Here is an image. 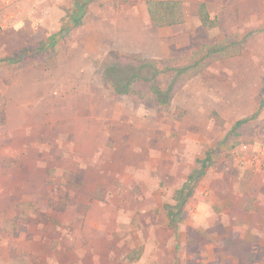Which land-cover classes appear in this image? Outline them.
Returning a JSON list of instances; mask_svg holds the SVG:
<instances>
[{
    "label": "rangeland",
    "instance_id": "rangeland-1",
    "mask_svg": "<svg viewBox=\"0 0 264 264\" xmlns=\"http://www.w3.org/2000/svg\"><path fill=\"white\" fill-rule=\"evenodd\" d=\"M146 1L0 0V261L264 264V200L248 186L264 171L234 160L264 151V0H182L185 22L157 31V43L93 55L86 38L100 12L153 34L139 27ZM201 1L213 30L199 21ZM231 35L240 54L184 82L168 111L147 91L119 96L103 82L121 53L177 63ZM44 43L55 56L41 62ZM23 49L22 63L1 61ZM207 155L171 226L166 205Z\"/></svg>",
    "mask_w": 264,
    "mask_h": 264
},
{
    "label": "trees",
    "instance_id": "trees-1",
    "mask_svg": "<svg viewBox=\"0 0 264 264\" xmlns=\"http://www.w3.org/2000/svg\"><path fill=\"white\" fill-rule=\"evenodd\" d=\"M146 8L152 26L155 28H168L182 25L185 22L184 4L182 0H147ZM198 18L203 28L213 30L218 25V19L213 17L205 2L197 5ZM77 27L81 23L76 24ZM243 40L236 35H231L214 44H203L200 48L192 51L191 55L177 63L160 62L157 59L145 58L140 54H124L117 60H111L103 66V82L114 94L140 98L143 91H147L153 104L161 111H168L178 88L186 81L191 80L213 62L222 59L236 57L240 54ZM41 44L37 52H43L41 62H46L55 56L51 48H45ZM46 49V48H45ZM26 49L18 51L17 54L8 56L1 61L8 63H22ZM108 62V61H107ZM144 90H142V87ZM244 120L237 122L241 125ZM235 129V128H234ZM211 156L207 155L204 160H199V168L192 170L183 185L174 193V205H166V217L171 226L183 221L182 212L193 196L194 190L204 176L211 162ZM142 247L135 248L129 252L125 259L135 262L142 255ZM0 264H27L19 255L14 254L11 261H0Z\"/></svg>",
    "mask_w": 264,
    "mask_h": 264
},
{
    "label": "crops",
    "instance_id": "crops-1",
    "mask_svg": "<svg viewBox=\"0 0 264 264\" xmlns=\"http://www.w3.org/2000/svg\"><path fill=\"white\" fill-rule=\"evenodd\" d=\"M101 2V0H100ZM99 2V3H100ZM98 3V4H99ZM97 4V5H98ZM101 17L96 18L94 20H97L93 24V28L89 29V34L86 38V44L88 49L92 52L93 55H101V54H106L111 48L120 50V51H129V49H123L122 47H126L125 43L133 44L136 45V42L138 41L139 46L141 45L142 42H153L157 43L158 41V36H157V31L162 30V29H167V28H154L152 26V23L149 18V14L146 10H144V22L139 23V27L143 29V27L146 26H152L150 30L154 31L153 34L151 32L145 31L147 38H144L142 31H139L137 34V31H133L134 25L133 23L125 21L124 25L120 23L121 16L120 14H116V18L114 17L115 12L113 10L112 13L108 14L105 16L103 12H100ZM198 14V13H197ZM132 21V20H131ZM91 25V24H90ZM127 25V26H126ZM179 26V25H177ZM176 27V26H173ZM173 27H168V28H173ZM92 30V32H91ZM25 40V43L30 40L29 37H22ZM147 39V41H145ZM35 41H40V40H35ZM30 42V41H29ZM2 45V42H0V47ZM131 53H134L133 51H130ZM1 57V56H0ZM4 57V56H3ZM94 57H100V56H94ZM248 186L250 189H252V194L254 197L260 196L262 197L261 199L264 200V176L258 173L252 174L250 177V180L248 181ZM239 195L240 198H242L243 194H241L239 191L237 193H234ZM227 194L226 196H228ZM228 198V197H226ZM241 201V200H240ZM259 201V200H258ZM243 204H246V201L242 200ZM262 209L261 206L254 207L253 210L256 213H260L259 209ZM257 209V210H256Z\"/></svg>",
    "mask_w": 264,
    "mask_h": 264
},
{
    "label": "built area",
    "instance_id": "built-area-1",
    "mask_svg": "<svg viewBox=\"0 0 264 264\" xmlns=\"http://www.w3.org/2000/svg\"><path fill=\"white\" fill-rule=\"evenodd\" d=\"M234 160L243 166L254 168L256 171H264V151L262 149L247 156H234Z\"/></svg>",
    "mask_w": 264,
    "mask_h": 264
}]
</instances>
